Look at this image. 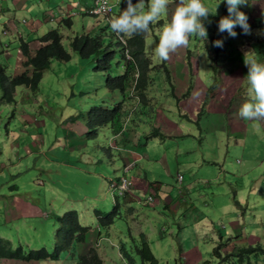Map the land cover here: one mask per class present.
I'll return each mask as SVG.
<instances>
[{
	"label": "rangeland",
	"instance_id": "rangeland-1",
	"mask_svg": "<svg viewBox=\"0 0 264 264\" xmlns=\"http://www.w3.org/2000/svg\"><path fill=\"white\" fill-rule=\"evenodd\" d=\"M107 1L111 8L118 6V11L126 7V2H123L125 0ZM18 2L19 0H0V8L11 7L12 4ZM97 2L104 3L102 0H92L91 5L84 11L92 13L90 10L96 7ZM148 2L149 0H144V11L148 10ZM177 2L178 0H169L166 11L158 21L151 24L149 30L145 33L147 35L145 54L152 64L149 70V84L151 85L149 98L157 104L153 103L152 100L148 103L141 102L140 96L138 97L135 94L134 83L137 81L140 70H134V81L133 78L130 79L125 93H123L125 95H122L119 89H109L110 87L105 85V71L94 69L97 58L101 55L100 53L83 58L79 53L74 52L72 46H70L71 38L76 34L83 33H88L91 36L101 35L103 48L108 46L109 43L115 46L116 41L121 43L123 57L120 53L121 49L116 48L111 61V69H109L111 75H118L122 73L123 67L129 61L134 60L127 35H117L111 31L108 22L104 24L102 21L99 22L98 18L90 15L74 17L70 29L66 28L61 25V21L78 13L72 10L73 4L69 3L55 10L50 9L52 12L49 19L58 24L55 27H62L63 44L71 52V59L52 58L50 65L43 69L36 91H31L25 84L17 85L13 88L14 102L6 104L0 102V237L10 240L13 247L18 245H22L25 249L45 247L51 251L54 243L51 247L50 242L51 240L55 241L57 222L53 214L47 216L35 215L24 210L18 211L19 216L23 215V217H18L16 221H6L9 211L5 209L9 206L7 203H3L2 200L5 197L8 198V194L11 192H18L21 196H24V207L32 212L38 200L58 202L71 198H83L88 199L90 207L95 203V209L106 213L111 211L114 201L118 197L119 215L109 227H102V231H107L108 233H104V235L110 236L113 242H117L119 254L125 260V263H122L119 259V263L115 261L116 263L110 264H130L121 255L120 243L125 244L126 248L132 253L136 261L135 264H143L141 257L131 246L133 244L131 236L138 238L139 234L135 235L131 231V223L135 214L128 208L131 200L126 197L129 194L134 196V194L133 192H128L125 195H117L116 192L113 194L110 185V180L115 179L113 176L115 174L121 176L123 172L122 159L116 150L118 141L114 139L113 129L105 127L103 128L104 131L103 129L99 130L98 137L87 138L86 117H82V115H86L92 106L99 105L110 108L114 103L122 101L123 96H126L127 100L136 101L135 106H130L133 113L138 110V116L133 117L136 124L134 122H130L128 125L125 124L128 117L123 114L121 117V124L123 125L111 124V126L116 134H122L129 126L131 128L130 132L138 137L137 145L133 147L132 153L135 152L137 156L145 157L139 163L138 168L131 170V174L138 175L137 177H140L137 179L138 184L144 187L148 186L147 190L152 192V194H149L147 191V194L142 195L146 198V201L152 202L151 208L143 207V211L148 213L149 217L142 219V221L145 226H149L152 232L151 242L152 244L155 242V247L152 246L157 259L165 257L169 253L172 254L168 243L161 247L157 241L171 240L173 245V239L175 240L176 237L178 239L179 229L181 228L179 226L181 219H173L169 211L164 212L160 209H154V197L157 200L160 198L159 190L153 187L157 181L170 183L179 192H181V184L189 181L188 184H193L195 188L190 190L189 195L192 196L194 191H202L211 206L229 204L227 209H235V214L240 218L243 231L252 234V227L256 229L253 234L258 231L264 232V215L262 212H256V217L244 214L245 217L242 218L243 211L247 207V196L249 194L254 195L257 192L252 187L253 182L264 177V164L249 162L247 150L241 154L232 150L229 146L230 141L227 139L229 121L225 115L229 107L224 105L230 97L240 99L246 95L245 81L247 79L242 69L248 71V68L244 63V53L252 51L247 58L264 63V34H258L264 32V15H262L264 0H248L246 4L240 6L239 10L246 8L251 13V16L248 17L250 34H245L241 27L236 26L234 29L237 33L236 37L229 36L227 32H218L220 17L228 15L226 3L219 5L215 15L216 6L220 0H201L209 12L213 14L209 16L210 24L207 21L204 22L208 31V40L206 41L195 35L190 36L189 43L170 53L169 59L165 61L155 54V47L162 26L170 21ZM16 8L18 9L19 6H16ZM33 15H35L34 12L16 13V18L19 21L22 18L27 21L36 20ZM2 18L3 13L0 10V20ZM40 18L38 16L39 21L30 23L22 20V23L30 29V32L24 31L21 22L16 23L20 31L24 32L23 40L24 38L29 40L27 49H29L30 55H34L40 37L48 31L37 33L38 29L44 25ZM86 22H89V24L84 29L83 25ZM94 25H96V28H93ZM63 28H66V32ZM6 33L3 23L0 22V67L3 66L7 74L12 76L22 70L30 72L31 66H17V59L14 55H9L11 57L7 58L8 60L4 58V62L2 54H15L13 48L9 47V43L3 39ZM217 39L223 41V47L213 46L212 42ZM39 45H41V42H39ZM22 58L23 55L21 54L20 59ZM164 67H168L170 79L166 76ZM211 67L214 69H210ZM229 79L233 80L234 83L228 81ZM233 87L237 88L232 93ZM195 105L199 106L198 111L203 110V107H200L201 105L206 106L208 111H210L209 107L212 106L217 110L218 108L224 110V114L221 116L218 111L215 114H212V112L207 114L204 110L199 118L195 120L196 114H199L195 113ZM156 106L164 111L162 121H160L161 115L157 114L160 108ZM164 122H166V126L171 128L169 131H166L167 127H165V131L162 128ZM214 126L218 128L212 130ZM155 128H158L165 138L159 135L154 136V133L151 134ZM176 128H178V134L173 136V131ZM73 133L80 138L76 151L70 148L75 142H79V138L73 137L75 136ZM262 137L263 134L254 141V144L257 143L258 146L259 139ZM70 138L74 139L71 143H69ZM214 151H217V162L210 160L203 168L194 166V163L198 160L210 158ZM89 153H94L95 163L87 165L82 160ZM108 153L109 156H106ZM257 154V151L252 152L250 158L257 157ZM130 155L132 156V154ZM238 156H242V163ZM163 158L167 164H170L172 175H175V182L174 179L172 180V176H166L164 172L166 164L164 165ZM133 160L134 157L132 156L127 163ZM178 169L183 175L181 184L178 182L181 180V174L179 172L175 173V170ZM203 181L209 183L204 184ZM217 182H220V184H223V182L228 183L230 191L214 185ZM236 191L243 193V198L239 199L242 203L237 201ZM150 196H153V199H150ZM194 196L198 200L197 193ZM132 204L133 206H139L135 202H132ZM63 212L54 214L61 215ZM159 212H162V214ZM210 218L217 221V218L225 219L226 215L222 214V211H218L212 213ZM202 225L199 233L203 230L207 231L203 228L206 225L205 221L202 222ZM95 228L96 226H93V229ZM204 233L202 237H204ZM144 234L148 238V235ZM254 236L256 239L257 237L260 238L254 244H262L261 240L264 239V236ZM226 237L228 239L232 236ZM227 241L218 243L227 245ZM233 241L238 248L251 246L245 245L243 241ZM187 246L189 245L187 244ZM252 247L256 248V254L253 253L254 255H264L263 250H261L264 249V246L258 244ZM175 248L177 252L178 246L176 243ZM197 248L200 253L195 252L194 248L182 253L181 258L188 256L190 258L189 263L164 262L158 264H201L194 263L196 259L193 255L195 253H197V257L199 255L212 257V250L209 251V255H206L208 250L205 241ZM223 253L226 254V251L223 250ZM212 258L216 259L215 257ZM101 259L103 260L102 257ZM227 260L228 263H217L214 260L211 263H240L239 253L226 255L225 261ZM4 262V264L36 263L16 259H9ZM64 264L74 263L69 259Z\"/></svg>",
	"mask_w": 264,
	"mask_h": 264
},
{
	"label": "crops",
	"instance_id": "crops-1",
	"mask_svg": "<svg viewBox=\"0 0 264 264\" xmlns=\"http://www.w3.org/2000/svg\"><path fill=\"white\" fill-rule=\"evenodd\" d=\"M253 1V0H252ZM69 3L73 4V11L78 12L77 15L72 16V18L76 16H84L87 15L85 13L84 9H86L89 5H91L92 0H19L18 3L12 4L11 7H6V8H0L1 13H3V18L0 20V22L3 23L4 29H6L7 33L4 36V41L9 43V47L13 48L15 51V54H2L3 59L11 57L9 55H14L15 58L17 59V66L21 67V52L19 51V43L18 39L16 36H21L23 37L22 31H20L19 27L16 25V23L21 22L22 20L24 22L30 23V22H36L39 21L37 18L38 16L41 17L40 20L44 25L38 29L39 33L40 31H46L50 27H54L55 25H58L55 22L50 21V16H51V10H55L58 7L68 5ZM16 6H19L17 9ZM66 8V7H63ZM118 9V6H117ZM24 12H29L32 13L34 12L35 15L33 17L36 18V20H24L23 18L21 21H19L16 18V13H24ZM6 21V23H5ZM100 22V19L98 20ZM89 24V22L84 23L83 28L86 29V25ZM24 26V31L25 32H30V29L27 28L24 23H22ZM93 28H96V25H94ZM62 30V27H60ZM13 30H15L13 32ZM63 30L66 32V28H63ZM41 36V35H39ZM23 39V38H22ZM24 40L27 41V44H29V40L27 38H24ZM3 41V42H4ZM1 42V41H0ZM39 42L36 45V48L38 46ZM18 48V49H17ZM2 49V48H1ZM20 56V57H19ZM2 59V60H3ZM7 59V60H8ZM5 62V59H4ZM6 64V63H5ZM214 69V68H210ZM244 74L247 75V70L242 69ZM216 72V70H214ZM211 73V72H209ZM247 79V77H246ZM228 81H231L233 84L234 81L229 79ZM246 84V95L243 98L240 99H233L229 98L227 99L226 105L228 108L227 112L225 115L227 116V119L229 121L228 128L229 132L227 133V139L230 141L229 146L232 148V150L236 151L237 153H243L244 151H248V158L249 162H257V164H264V120H245L239 115V109L242 103H244L249 97H248V82L247 80L245 81ZM237 87H233L232 93L234 89ZM151 89V85L149 84L146 88V97H148V100L146 103H148L150 100H152L153 103H156L153 99L149 98L150 94L149 91ZM159 107V106H156ZM198 107L195 105V113L198 112ZM204 110L206 111L207 114L212 112V114H215L216 111L220 112L221 116L224 114V110H220V108H214L210 106V111L207 110L206 106H203ZM160 108V107H159ZM163 112L160 108L159 112L157 114L161 115V120H163ZM125 114L127 115L128 119L126 120V123L134 122L136 124V121L133 119V117H137L138 113H133L130 108L129 104V99L126 101V107H125ZM123 127V126H122ZM169 131L171 128L166 126V122H164L162 128L165 131ZM104 127L100 128L103 129ZM107 129H113V135L114 139L118 141V146L116 147V150L118 152L119 157L122 159L123 163V172L122 174H128L131 177L134 178V187L131 193L133 192L134 196L128 195L126 198H130L131 202L128 204V208H130L133 211L134 220L131 223V228L132 232L135 235H140L141 233H146L148 235L152 250L154 252L153 246L155 247V242H151V239L153 237L151 230L149 229V226H145L144 222L142 219L148 218L149 214L143 211V207L151 208L152 202L146 201V198L142 195L147 194H152L151 191L147 190V187L143 185L138 184V175L131 174V170H135L138 168L139 163L145 159V157H139L137 154L134 152L132 153V150L134 149L133 147L137 145V140L138 137L136 135H133L129 128L127 126V130L123 131L122 134H116L114 132V128L111 125L105 126ZM152 128V127H151ZM218 127L214 126L212 130L217 129ZM222 128V127H221ZM99 129V130H100ZM225 129V128H224ZM98 130L97 137L100 134ZM105 129H103L104 131ZM178 128H176L173 131V136L177 135ZM153 132V131H152ZM151 132V134H152ZM75 136L73 137H78L75 133H73ZM263 134V137L259 139L258 146L257 143L254 144V141L260 137ZM164 135V134H163ZM153 137V136H151ZM79 138V137H78ZM88 138V137H87ZM165 138V137H164ZM170 138V137H169ZM97 140V139H96ZM74 139L70 138L69 143L73 142ZM78 143H74L72 147H70L72 150H77V146L80 143V138L78 139ZM261 145V146H259ZM257 151V157L255 158H250V154L252 152ZM217 151H214L211 155L210 158L207 159H202L198 160L197 162L194 163L195 167H201L203 168L205 164H207L210 160H213L214 162L216 161V156H217ZM134 157V164L132 165V162L127 163V161ZM94 153H89L87 154L84 159H80L84 161L83 163L89 165V164H94L95 159H93ZM106 156H109V153L106 154ZM240 157V162L242 163L243 159L242 156ZM149 159V157H147ZM164 160V165L165 169L164 172L167 177L172 176V180L174 179V182L176 181L175 175H172V168L170 164H167ZM141 172V171H139ZM179 171L175 170V173ZM121 174V175H122ZM181 174V180L178 181L180 184L183 181V175ZM117 174H115L113 177H116ZM142 178V177H141ZM148 178V177H147ZM137 180V184H136ZM154 181V180H152ZM157 181V180H156ZM151 182V181H150ZM204 184L209 183L207 181H203ZM189 181L186 183L181 184V192L175 190L174 186H171L170 183H165L164 181H157L155 183V187L157 190H159L160 193V198L157 200L154 197V209H160L161 211H169V213L172 214L173 219L178 218L181 219L179 222V226L181 227L179 229V234H178V239L177 237L175 240L173 239V245L171 244V240H158L157 243L161 247H164L166 243H168L169 248L172 251V254L170 253L166 255L165 257L158 258L159 263H189L190 258L183 257L182 253L186 252L188 249H193L197 253H200L198 250L197 246H201V244L205 243L207 244V254L209 255V251L213 250V248L217 245L218 242L222 241H227V247L225 246L222 248V257L220 258H212L211 256L209 257H202L198 256L197 253L193 255V257L196 259L194 263H201V261H210V263L214 260L217 263H228L229 261H225V256L226 254H231V255H236L238 253L239 248L234 244L233 240L236 241H243L245 245H262L264 246V239L261 240V243H255V241L260 240L259 237H256L254 235H262L264 236V232H256V234H253V232L256 231V229L251 227V233H248L246 231H243L240 225V218L235 214V209L228 210L229 204H218V206H211L210 203L207 202V198L202 191L195 192L194 194L197 193L198 195V200L194 196V194L191 196L188 193L190 190H194V185L193 184H188ZM201 185V184H200ZM214 185L221 186L225 188L227 191L229 190L230 185L226 182H223V184H220V182L215 183ZM137 186V187H136ZM252 187L257 190V192L254 195L249 194L247 196V207L243 211V216L244 214L247 215L249 214L251 217H256V212H262L264 215V177H261L260 179H257L255 182H253ZM148 191V192H147ZM113 192V191H112ZM114 194V193H113ZM233 195V193L231 192ZM8 198H4L2 200L3 203L8 204V208H6V211H9V215L6 217V221H16L18 217H23L19 216V212L21 210L24 211H29L31 213H34L35 215H44L47 216L48 214H53L58 213V212H63L66 209L74 208L76 209L78 215L79 222H81L83 225L90 226L91 229L86 235V241L83 243L75 244L72 251H64L61 253L59 260L57 261H47L49 263H38V262H44V261H34L37 264H64L65 261L67 260H72V263L77 264V256L79 254H83L88 250L90 247H95L99 253V255L103 258L104 264H110V263H116L115 261L120 262L119 259L121 260L122 263H125V260H123L119 254V249H118V244L117 242H113L111 240L110 236H105L102 231V227H98V217L95 214V208L94 204L90 207L88 199H83V198H71V199H65V200H60L58 202L56 201H50V202H42L38 200L36 207L34 211L32 212L31 210H27L24 207L25 203V197L21 196L20 193L18 192H11L8 194ZM236 195L238 196L237 201L239 203H242L239 199L243 198V193L241 191H236ZM93 198V197H92ZM94 199V198H93ZM132 202H135V204H139V206H133ZM149 206V207H148ZM83 208V209H81ZM222 211V214L226 215V218L221 219L217 218V221H214L210 218V215L214 212ZM162 214V212H159ZM205 221V228L207 231H202L201 233L199 229H201L202 222ZM210 221V222H208ZM217 222V223H216ZM93 226H96L95 229H93ZM56 228L54 224V229ZM206 232V233H204ZM204 233V237H202V234ZM232 236L228 239H226V236ZM100 239V240H99ZM11 242V241H10ZM54 241L51 240L50 245L51 247L53 246ZM175 243L178 246L177 252L175 248ZM12 244V243H11ZM182 244V245H181ZM187 244L189 246H187ZM104 245V246H103ZM105 247V249H103ZM117 249V251H116ZM223 250L226 251V254L223 253ZM264 250V249H263ZM211 252V251H210ZM264 253V252H263ZM262 256V257H261ZM261 256H255V255H250L249 256V261L243 262L240 264L248 263V264H264V255ZM235 257V256H234ZM9 259L3 258L0 259V264H4V261H7ZM179 260V261H178ZM225 261V262H224ZM233 261V260H231ZM12 263V262H9ZM36 263H12V264H36ZM133 263H136L134 260ZM143 263V262H142Z\"/></svg>",
	"mask_w": 264,
	"mask_h": 264
},
{
	"label": "trees",
	"instance_id": "trees-1",
	"mask_svg": "<svg viewBox=\"0 0 264 264\" xmlns=\"http://www.w3.org/2000/svg\"><path fill=\"white\" fill-rule=\"evenodd\" d=\"M121 11V10H120ZM120 11L117 7L113 13H108L109 18L113 16H118ZM244 12V11H242ZM86 13V12H85ZM245 13V12H244ZM74 16V15H72ZM65 18L61 21V25L69 28L73 24V18ZM99 18L100 16H94ZM247 17H249L247 15ZM104 24L108 21L101 20ZM151 26V25H150ZM48 30V31H47ZM46 33L40 37L41 45H39L34 53V55L29 54V49H27V41L23 40L21 36H16L19 43V48L23 58L21 59V65L31 66V71L26 72L22 70L21 72L15 73L13 76L7 74L5 68L0 67V102L2 103H12L15 100L13 88L17 85H27L31 91H36L40 79L42 77L43 69L50 65L52 58L56 57L62 60H69L72 57L71 52L63 44V34L59 27H50L47 29ZM128 42L131 46V52L134 56V61H129L125 67V71L118 75H111L109 69H111V61L113 59L116 48L119 50L122 44L115 42V46L108 44L103 48V39L101 35L91 36L88 33L76 34L71 38L70 46H72L73 51L80 54L81 57H89L94 54H101L97 58V63L94 66L96 70H103L106 72L105 75V85L110 87L109 89H119L122 95H125L126 86L131 78L135 77L134 70H140L139 76L135 84L136 92L135 94L141 98V102L146 103L148 97H146V88L150 82L149 70L152 67L150 59L145 54L146 49V37L145 33L127 36ZM121 56L122 49L120 50ZM164 72L168 79H170V71L168 67H164ZM171 82V81H170ZM127 97L123 96L122 101H118L112 105L110 108L102 107L99 105H94L82 117H86V127L88 130L87 137L93 139L97 137L98 130L107 125H123L121 124V117L125 114ZM130 106H135V100H129ZM201 108L203 105L200 106ZM198 111L195 120L203 113ZM137 113L138 110H135ZM154 136H161L158 128H155ZM152 133V134H153ZM118 197H116L113 207L110 212H101L95 209V214L98 219V227H109L114 219L119 215L118 208ZM79 213L75 209H68L61 215L54 214L57 222V229L55 231V241L54 246L51 251L45 247L38 249H25L22 245L13 247L10 240L0 237V259H16L21 261H57L60 255L64 251H72L75 244L83 243L86 241V235L90 231V227L83 225L78 219ZM132 248L141 257L143 264H158V259L154 255L151 248L150 242L144 233H141L139 237L131 236ZM226 246L225 243H218L212 250V256L215 258L222 257V248ZM263 250V249H261ZM120 252L123 257H125L131 264H135L134 257L132 253L126 248L125 244L120 243ZM264 252V250H263ZM239 262L249 261V256L253 253L256 254V248L252 246L241 247L238 250ZM253 254V255H254ZM230 256L231 254H226ZM256 256V255H255ZM78 264H103L99 253L96 251L95 247H90L85 253L79 254L77 256ZM179 261V260H178ZM235 263V264H240ZM201 264H214L210 261H203Z\"/></svg>",
	"mask_w": 264,
	"mask_h": 264
},
{
	"label": "clouds",
	"instance_id": "clouds-1",
	"mask_svg": "<svg viewBox=\"0 0 264 264\" xmlns=\"http://www.w3.org/2000/svg\"><path fill=\"white\" fill-rule=\"evenodd\" d=\"M123 2H126V7L120 11L118 16L109 18V16L86 13L90 16H100L98 18L100 21H108L111 31L117 35L133 36L146 33L150 25L158 21L166 11L169 0H149L147 11H144V0H125ZM247 2L248 0H220L216 6L215 15L221 3H226L228 15L220 17L218 21L219 33L227 32L229 36L236 37L237 33L234 29L239 26L245 34H250L247 15L250 17L251 13L246 8L239 10L240 6ZM114 10H116V6L112 7L110 13H113ZM210 15L213 14L201 0H178L170 21L162 26L155 54L161 60L166 61L169 59L170 53L189 43L190 36L195 35L207 41L208 31L204 22L211 23ZM262 15H264V11H262ZM258 34H264V32ZM212 43L215 47H223V41L220 39ZM251 52L244 53V63L248 68L246 77L249 98L240 106L239 115L245 120H264V63L248 59ZM125 67H123V71H125Z\"/></svg>",
	"mask_w": 264,
	"mask_h": 264
},
{
	"label": "built area",
	"instance_id": "built-area-1",
	"mask_svg": "<svg viewBox=\"0 0 264 264\" xmlns=\"http://www.w3.org/2000/svg\"><path fill=\"white\" fill-rule=\"evenodd\" d=\"M104 3H96V7L90 11L93 15H104L108 16V13L112 11V8L109 5L107 0H102ZM134 162H132V165ZM181 177V175H180ZM134 178L128 174H122L115 179L110 180V185L112 187L113 193L116 192L117 195H125L127 192L131 191L134 187ZM150 199H153V196H150Z\"/></svg>",
	"mask_w": 264,
	"mask_h": 264
},
{
	"label": "bare ground",
	"instance_id": "bare-ground-1",
	"mask_svg": "<svg viewBox=\"0 0 264 264\" xmlns=\"http://www.w3.org/2000/svg\"><path fill=\"white\" fill-rule=\"evenodd\" d=\"M157 68V67H156Z\"/></svg>",
	"mask_w": 264,
	"mask_h": 264
}]
</instances>
